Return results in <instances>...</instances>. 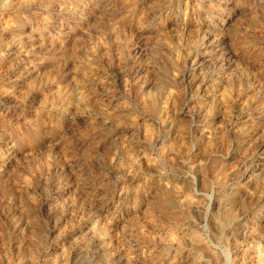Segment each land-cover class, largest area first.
<instances>
[{
  "label": "rangeland",
  "instance_id": "1",
  "mask_svg": "<svg viewBox=\"0 0 264 264\" xmlns=\"http://www.w3.org/2000/svg\"><path fill=\"white\" fill-rule=\"evenodd\" d=\"M263 139L264 0H0V264H264Z\"/></svg>",
  "mask_w": 264,
  "mask_h": 264
},
{
  "label": "bare ground",
  "instance_id": "2",
  "mask_svg": "<svg viewBox=\"0 0 264 264\" xmlns=\"http://www.w3.org/2000/svg\"><path fill=\"white\" fill-rule=\"evenodd\" d=\"M205 73V72H204ZM264 140V139H263ZM96 246L97 245H91V248H96ZM86 253L85 252H82V259H83V261H85L86 260ZM87 262V261H86Z\"/></svg>",
  "mask_w": 264,
  "mask_h": 264
}]
</instances>
